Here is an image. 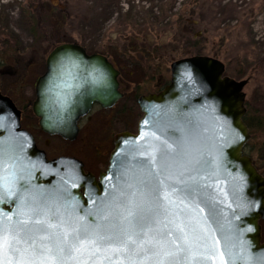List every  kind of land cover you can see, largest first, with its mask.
<instances>
[{"label": "water", "instance_id": "obj_1", "mask_svg": "<svg viewBox=\"0 0 264 264\" xmlns=\"http://www.w3.org/2000/svg\"><path fill=\"white\" fill-rule=\"evenodd\" d=\"M65 52L79 58L77 67L69 66L75 79L54 76L51 72L52 65ZM170 68L171 80L164 89L139 97L143 115L137 132L123 131L116 135L107 169L98 177L86 171L83 161L76 157L49 160L46 152L37 147L33 136L22 128L20 108L0 91V155L19 157L20 166L31 170L29 182L19 180L16 189L26 197L42 193L62 205V212L66 209L73 213L75 209L74 215L94 223L90 213L112 205L113 197L125 188L126 182H131L132 176L142 178L147 157L137 153L149 144L159 145L160 140L169 144L186 142L192 157L209 162L222 146L223 156L216 165L206 167L201 175L210 177L208 183L213 187L208 189L209 194L224 203L217 205L214 215L198 217L200 223H206L211 230L206 246L195 245L182 264H221L220 253L223 264H264L260 223L264 220V176L244 152L251 138L244 121L247 112L244 88L248 79L230 77L225 74V63L208 55L175 60ZM94 69L105 74V83L90 82L91 77L97 75ZM186 71L191 73V80L185 78ZM119 76L120 71L104 54H88L86 48L76 42L56 46L47 56L46 70L35 85L32 109L41 129L68 141L76 140L79 121L91 112L95 102L108 109L123 97ZM65 81L70 87H65ZM64 93H70L68 103H65ZM186 159L183 155H174L171 169L174 175L182 171ZM17 174H20L19 168ZM6 175L0 170V177ZM240 177L242 179H238ZM200 207L208 211L204 204ZM16 209L14 196L0 202V216L14 215Z\"/></svg>", "mask_w": 264, "mask_h": 264}, {"label": "rangeland", "instance_id": "obj_2", "mask_svg": "<svg viewBox=\"0 0 264 264\" xmlns=\"http://www.w3.org/2000/svg\"><path fill=\"white\" fill-rule=\"evenodd\" d=\"M165 1L161 4L172 6L175 2L173 18L188 17L192 28L189 36L202 48L197 55L218 58L226 65L225 74L237 80L248 79L244 88L246 103L252 116L264 120V0H168L167 4ZM156 3V0H0V54L6 59L0 66V91L23 110V125L33 132L50 158L73 156L83 160L92 173L104 170L114 148V137L126 129L137 128L142 116L139 96L169 82L172 62L197 53V48L184 37L182 24L174 31L175 22L158 33L146 17L141 22L137 16L124 21L130 10L133 14L145 13ZM33 6L43 8L36 10ZM51 10L49 17L46 13ZM119 20L125 22L123 33L115 31ZM59 22L67 27L57 29ZM150 22H159L157 26L162 29L166 27L161 19ZM45 35L49 41L40 42L39 37ZM66 41L83 45L92 53L108 54L121 70L123 90L127 89L115 106L108 109L96 106L81 119L74 141L40 130L32 111L35 85L46 70L47 56L57 44ZM8 45L12 48L8 49ZM260 223L264 241V220Z\"/></svg>", "mask_w": 264, "mask_h": 264}, {"label": "snow or ice", "instance_id": "obj_3", "mask_svg": "<svg viewBox=\"0 0 264 264\" xmlns=\"http://www.w3.org/2000/svg\"><path fill=\"white\" fill-rule=\"evenodd\" d=\"M78 63V57L65 52L51 72L75 79L69 66ZM94 71L97 75L90 82L105 83V74ZM184 75L191 80L190 72ZM65 87H70L66 81ZM64 97L68 103L70 93ZM188 147L186 142L160 140L159 145L149 144L139 151L138 155L147 157L142 178L132 176L113 197L112 205L90 213L94 223L74 215L75 209L62 212V205L42 193L26 197L17 191L19 180L29 182L31 170L20 166L19 157L0 155V170L7 173L0 177V202L13 196L17 201L14 215L0 216V264H182L195 245L206 246L211 230L198 217L214 215L217 205L224 203L209 194L213 187L208 183L210 177L201 175L223 156L222 146L211 162L192 157ZM174 155L187 158L178 175L171 171ZM220 256L223 264V254Z\"/></svg>", "mask_w": 264, "mask_h": 264}, {"label": "trees", "instance_id": "obj_4", "mask_svg": "<svg viewBox=\"0 0 264 264\" xmlns=\"http://www.w3.org/2000/svg\"><path fill=\"white\" fill-rule=\"evenodd\" d=\"M156 1H157V3L155 4V6L150 4L151 6L149 7L148 11L145 12V13L136 12V14H133L132 11L130 10L127 14H125L126 18L124 19V21L128 22V21L131 20L132 17L137 16V18L139 17L137 19L138 22H141L140 19L144 20V17H146V20L149 22V24L152 26V28L158 33H160L161 31H164L170 25H174L175 22H177V23L174 25V31H175L177 26H180L182 24V30L184 32L183 33L184 37L185 36L188 37L187 38V42L189 44H191L193 48H197V50H196L197 53L195 55L201 54L202 48L199 47L196 44L195 40H192L191 37L189 36L191 31H192V28L188 25L189 24L188 23V17L186 18L185 16H177L176 18H173L174 16H172V15L174 13L173 9L175 7V2H172L173 3L172 6H168V5L165 6V5L161 4L162 0H156ZM167 1L168 0H166L165 3ZM33 7L36 10H37V8H40V9L43 8L42 6H38V7L33 6ZM186 8L187 7H185V9ZM40 9H38V10H40ZM52 11L53 10H51L49 13L47 12L46 15L47 16L49 15V17H51L50 13ZM35 13H37V12H33V14H35ZM111 13L113 14V11ZM64 16H65V14H64ZM156 19H161L163 21V23L166 25V27L164 29H162V28H159L157 26V23L160 24L159 22H157V23L150 22V20H155L156 21ZM57 21H59V20H57ZM124 21L122 23L120 22V20H119V22L116 21V24L114 26L116 28V30H115L116 33H118V32L123 33V31L125 30V28H124V23L125 22ZM33 25H34V22H33ZM56 26H57V29H59V28H61L63 26L67 27V25H64V23H62V22L57 23ZM185 26H187L188 28H185ZM157 29H162V30L157 31ZM47 36L48 35L41 36L42 37L41 39L39 37V41L42 42L43 39L44 40H48ZM8 46L10 47L8 49L12 48V46H10V45H8ZM158 47H161V45H159ZM102 54H104L107 57H109L108 54H105V53H102ZM4 57H5V55L0 54V66H2L4 61H6V59ZM246 108H247V112H246V114L244 116V121L249 126L251 138L248 141V143L246 144V146L244 148V152L246 154H248L252 158L253 163L255 164V166L257 167L259 172L264 176V120L262 119V117H260L258 115L256 116V118L251 115L252 109L250 108L248 102L246 103Z\"/></svg>", "mask_w": 264, "mask_h": 264}, {"label": "flooded vegetation", "instance_id": "obj_5", "mask_svg": "<svg viewBox=\"0 0 264 264\" xmlns=\"http://www.w3.org/2000/svg\"><path fill=\"white\" fill-rule=\"evenodd\" d=\"M63 43H72V42H68V41H66V42H61V43H59V44H57L56 46H58V45H60V44H63ZM55 46V47H56ZM54 47V48H55ZM83 47H85V46H83ZM53 48V49H54ZM86 48V47H85ZM86 50H87V53L88 54H92V52H90L87 48H86ZM114 64V63H113ZM115 65V64H114ZM115 67L117 68V69H119L118 67H117V65H115ZM119 71H120V75H121V70L119 69ZM119 82H120V91H122L123 92V96L125 95V93H126V90L127 89H125V90H123V88H122V80H121V76H119ZM169 83V82H168ZM167 83V84H168ZM166 84V85H167ZM166 85H163L161 88H159V89H153V91H150V92H148V93H146V94H144V95H148V94H152V93H158V92H160ZM142 96V95H141ZM139 99V98H138ZM96 106H101L99 103H94L93 104V107H92V110H93V108L94 107H96ZM102 107V106H101ZM26 108H27V105H26ZM20 110H21V124H22V128H24V129H26L32 136H33V138H34V140H35V143H36V145H37V147L39 148V149H41V150H44L45 152H46V154H47V158L49 159V160H51V159H54V158H57V157H60V156H57V157H54V158H50L49 156H48V153H47V151L44 149V148H42L39 144H38V141H37V138L35 137V135L33 134V132L32 131H30L28 128H26L24 125H23V110L20 108ZM91 110V111H92ZM32 111H33V109H32ZM33 114H34V116L37 118V120H38V127H39V129L40 130H42L41 129V126H40V124H39V118L35 115V113L33 112ZM84 118V117H83ZM82 118V119H83ZM81 121V120H80ZM80 121H79V127H80ZM139 122V121H138ZM137 128H138V124H137ZM137 128L135 129V130H131V129H126V130H124V131H130V132H132V133H136L137 132ZM43 131V130H42ZM121 132H123V131H121ZM61 156H66V155H61ZM68 156V155H67ZM81 161H83V160H81ZM83 163H84V161H83ZM108 166V165H107ZM107 166H106V168H107ZM106 168L104 169V170H102V171H100L98 174H95V173H93V174H95L97 177L99 176V174L101 173V172H104L105 170H106ZM84 169L86 170V171H88L86 168H85V164H84Z\"/></svg>", "mask_w": 264, "mask_h": 264}]
</instances>
